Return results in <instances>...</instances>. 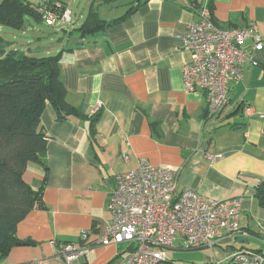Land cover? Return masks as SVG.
<instances>
[{"label": "crops", "instance_id": "obj_1", "mask_svg": "<svg viewBox=\"0 0 264 264\" xmlns=\"http://www.w3.org/2000/svg\"><path fill=\"white\" fill-rule=\"evenodd\" d=\"M25 1L44 14L50 0ZM54 1L71 12L72 25L48 26L44 19L37 25L65 37L49 50L38 46L33 52L27 43L7 51L35 58L61 54L66 100L86 119L60 120L47 105L41 118L49 167L45 207L17 227L18 239L32 245L12 248L0 264H67L58 246L80 244L83 232L93 247L74 264H121L129 245L97 242L112 221L108 205L117 177L144 164L178 169V191L241 203L239 233L209 250L205 264H227L241 251H264V209L256 198V187L264 182V50L253 54L258 65L247 66L242 80L231 83L228 105L213 119L206 93L188 92L182 76L192 59L183 41L198 20L197 8L209 7L221 29L254 24L264 38V0H84L81 15L70 9L76 0ZM91 9L103 23L119 21L82 37L79 29ZM37 25L27 21L21 32L40 33ZM206 155L218 158L210 162ZM44 178L35 163L23 174L36 191Z\"/></svg>", "mask_w": 264, "mask_h": 264}, {"label": "built area", "instance_id": "obj_2", "mask_svg": "<svg viewBox=\"0 0 264 264\" xmlns=\"http://www.w3.org/2000/svg\"><path fill=\"white\" fill-rule=\"evenodd\" d=\"M196 14L198 20L188 26L183 41L192 59L183 66L182 76L188 92L206 93L208 117L213 119L228 105L231 83L242 80L247 66L258 65L253 54L264 50V38L254 24L219 28L207 6L197 8ZM43 19L48 26L72 25L71 12L59 2L44 10ZM249 41L252 46H246ZM217 158L206 155L210 162ZM178 176L176 168L148 164L118 176L108 205L112 221L97 244L129 245L121 264H172L167 252L175 244L185 250H212L222 240L237 236L241 203L212 200L191 189L178 191ZM92 247L83 232L80 244H60L58 256L74 264L80 257L88 258ZM232 263L264 264V253L237 252Z\"/></svg>", "mask_w": 264, "mask_h": 264}, {"label": "trees", "instance_id": "obj_3", "mask_svg": "<svg viewBox=\"0 0 264 264\" xmlns=\"http://www.w3.org/2000/svg\"><path fill=\"white\" fill-rule=\"evenodd\" d=\"M54 0L47 1V8ZM44 14L25 0H0V26L23 31L27 21L41 23ZM119 21V20H118ZM113 22L112 24L117 23ZM103 23L91 9L81 36L95 35L112 25ZM0 37V261L16 246H30L16 235L18 225L36 209H44L43 194L49 167L46 160L47 137L41 118L50 104L58 119H86L66 100L61 79V54L35 58L18 50L5 49ZM96 117L90 118V134L94 135ZM30 163L45 171L36 191L23 180ZM256 198L264 209V182L256 187ZM263 254L264 251H246ZM227 264H233L232 260Z\"/></svg>", "mask_w": 264, "mask_h": 264}, {"label": "rangeland", "instance_id": "obj_4", "mask_svg": "<svg viewBox=\"0 0 264 264\" xmlns=\"http://www.w3.org/2000/svg\"><path fill=\"white\" fill-rule=\"evenodd\" d=\"M77 3L71 4L70 9L73 14L77 13L81 15L84 12V0H76ZM31 24L33 23L31 19L28 20ZM40 33H35L33 31L28 32L26 35H23L21 31H16L8 27L0 26V37L5 40V49H10L13 45L16 49H21L22 45L29 44L28 47L35 52L38 46H43L45 50L54 48L60 39H63L65 36L63 33L54 32L52 28H48L45 25H37ZM27 46H25L26 48ZM37 55V54H36ZM49 56H54L49 55ZM45 56V57H49ZM38 57H44L43 55H38ZM175 249L168 250V258L172 264H205V259L208 256H211L209 250H185L181 248L178 244L174 245Z\"/></svg>", "mask_w": 264, "mask_h": 264}]
</instances>
